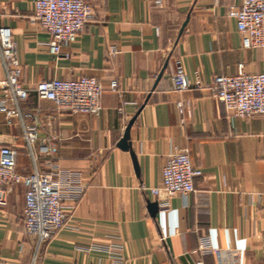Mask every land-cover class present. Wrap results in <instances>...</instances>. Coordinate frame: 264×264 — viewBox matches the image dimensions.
<instances>
[{"label": "crops", "instance_id": "obj_1", "mask_svg": "<svg viewBox=\"0 0 264 264\" xmlns=\"http://www.w3.org/2000/svg\"><path fill=\"white\" fill-rule=\"evenodd\" d=\"M85 1L96 19L55 55L51 36L33 21L36 0H0V28L13 32L30 92L16 101L0 90V100L21 113L13 124L0 113V147L18 146L19 173L50 172L56 163L61 181L77 184L66 201L68 229L41 248L36 264H219L199 251L202 241L240 252L239 264H264V117L233 118L210 90L215 76L235 75L241 64L264 72V49H244L229 16L239 1ZM178 60L192 84L185 93L173 85ZM6 76L0 65V83ZM80 76L103 84L100 116L59 113L37 96L41 81ZM197 80L203 88L193 86ZM132 120L139 172L130 150L119 147ZM31 125L41 145L57 148L38 166L23 140ZM175 148L189 149L204 175L194 194L177 195L152 215L157 198L146 189L162 186ZM25 193L21 185L8 188L0 206V264H33L38 252L23 224Z\"/></svg>", "mask_w": 264, "mask_h": 264}, {"label": "built area", "instance_id": "obj_2", "mask_svg": "<svg viewBox=\"0 0 264 264\" xmlns=\"http://www.w3.org/2000/svg\"><path fill=\"white\" fill-rule=\"evenodd\" d=\"M211 1L219 3L222 0ZM238 1L239 4L230 9L229 16L237 22L243 48L264 49V0ZM156 3L162 5L160 0ZM34 12L33 21L51 36L49 46L55 55L60 54L63 46L74 43L86 24L97 17L95 9L85 0H36ZM0 65L7 72L5 80L0 83V90L12 100H28L30 92L21 82L23 69L17 42L9 27L0 28ZM173 85L178 93H185L192 87L180 60L175 64ZM193 86L203 88L204 84L197 80ZM110 87L112 91H118L119 86L112 81ZM210 90L233 118L264 117V72L248 73L241 64L235 75L215 76ZM103 91V84L93 76L45 80L36 86L39 99L52 102L59 113L70 115L100 116ZM184 107L180 101L178 109L181 114ZM0 113L5 115L8 124H13L21 115L17 107L1 100ZM23 140L29 157L37 166L41 159L53 160L57 153L54 145H47L46 142L41 145L39 129L35 125L26 128ZM18 154L16 144H2L0 147V206L7 205L8 188L14 185L26 188L23 224L26 233L37 242L38 252L32 261L36 264L41 248L58 233L68 229L70 217L66 201L71 194L69 188L77 184L62 182L56 163L50 165L53 168L50 172L36 167L33 172L19 173ZM203 175L201 169L193 166L189 149L175 148L163 169L162 186L146 190L157 198L159 206H166L177 195L187 197L194 194L195 181ZM199 251L217 255L219 264H239L240 252L237 251L208 248L206 241H202ZM197 264L205 263L199 261Z\"/></svg>", "mask_w": 264, "mask_h": 264}, {"label": "water", "instance_id": "obj_3", "mask_svg": "<svg viewBox=\"0 0 264 264\" xmlns=\"http://www.w3.org/2000/svg\"><path fill=\"white\" fill-rule=\"evenodd\" d=\"M186 25V24H185ZM184 25V27H185ZM184 30V28H183ZM182 30V31H183ZM135 120H132L126 130V133L123 137V139L121 140L119 147L125 151H129L131 152L132 158H133V162L136 168V171L139 172V166H138V161L136 158V154L133 152V150H131V144H130V130L131 127L133 126ZM160 206L158 202H153L149 205V211L152 215H156L159 212Z\"/></svg>", "mask_w": 264, "mask_h": 264}]
</instances>
